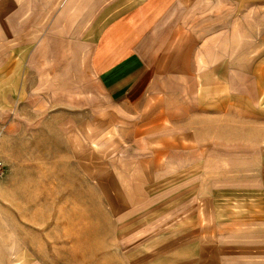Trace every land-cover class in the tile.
<instances>
[{
  "label": "crops",
  "instance_id": "crops-1",
  "mask_svg": "<svg viewBox=\"0 0 264 264\" xmlns=\"http://www.w3.org/2000/svg\"><path fill=\"white\" fill-rule=\"evenodd\" d=\"M228 2L0 0V51L31 36L27 62L75 83L64 128L103 158L98 187L144 264H264V121L243 88L264 25L225 19Z\"/></svg>",
  "mask_w": 264,
  "mask_h": 264
},
{
  "label": "rangeland",
  "instance_id": "rangeland-1",
  "mask_svg": "<svg viewBox=\"0 0 264 264\" xmlns=\"http://www.w3.org/2000/svg\"><path fill=\"white\" fill-rule=\"evenodd\" d=\"M226 6L224 18L264 25V0ZM25 40L20 51L18 40L0 51V264H144L147 245L127 241L98 187L103 158L64 128L76 118L64 102L75 83L62 81L63 64L53 62L50 74L46 62H27L31 36ZM248 63L244 91L261 97L250 117L264 121V62Z\"/></svg>",
  "mask_w": 264,
  "mask_h": 264
}]
</instances>
